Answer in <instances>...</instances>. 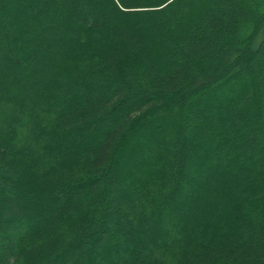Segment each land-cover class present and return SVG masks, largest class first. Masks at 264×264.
<instances>
[{"label": "trees", "instance_id": "1", "mask_svg": "<svg viewBox=\"0 0 264 264\" xmlns=\"http://www.w3.org/2000/svg\"><path fill=\"white\" fill-rule=\"evenodd\" d=\"M0 264H264V0H0Z\"/></svg>", "mask_w": 264, "mask_h": 264}]
</instances>
